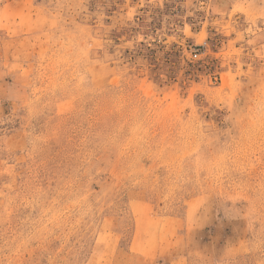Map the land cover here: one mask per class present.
<instances>
[{
	"label": "rangeland",
	"instance_id": "obj_1",
	"mask_svg": "<svg viewBox=\"0 0 264 264\" xmlns=\"http://www.w3.org/2000/svg\"><path fill=\"white\" fill-rule=\"evenodd\" d=\"M0 264H264V0H0Z\"/></svg>",
	"mask_w": 264,
	"mask_h": 264
}]
</instances>
